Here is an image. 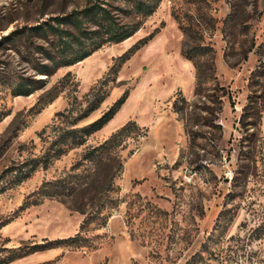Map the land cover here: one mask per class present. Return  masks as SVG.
Masks as SVG:
<instances>
[{
    "label": "rangeland",
    "instance_id": "rangeland-1",
    "mask_svg": "<svg viewBox=\"0 0 264 264\" xmlns=\"http://www.w3.org/2000/svg\"><path fill=\"white\" fill-rule=\"evenodd\" d=\"M131 1L0 0V264H264V67L251 74L264 66V0H160L143 18ZM94 4L138 30L37 74L33 48L47 44L29 30ZM126 124L119 146L86 158ZM56 142L65 153L16 183ZM61 179L78 189L33 201ZM96 208L110 216L86 243L31 249L74 236Z\"/></svg>",
    "mask_w": 264,
    "mask_h": 264
},
{
    "label": "trees",
    "instance_id": "trees-1",
    "mask_svg": "<svg viewBox=\"0 0 264 264\" xmlns=\"http://www.w3.org/2000/svg\"><path fill=\"white\" fill-rule=\"evenodd\" d=\"M159 1L160 0H132V13L134 16L139 15L142 18L147 17L153 13ZM55 21L57 22L54 26H51L49 24H42L33 27V30H29L40 36V38L47 44V47L37 45L33 48L34 52L36 54H39L42 60L41 63L39 61H36V67H34L36 73L39 75L49 76L54 70L58 68L68 67L77 62H80L83 59L87 58L94 51H96L104 43H120L129 38L139 28V22H135L132 25L117 23L115 21V18L111 16L110 12L107 9L97 4L88 6L81 11L73 12L61 18L55 19ZM87 25L91 26L93 29L89 30V28L86 27ZM60 26H67L69 27V29H71V31L61 30L58 28ZM47 34H50L53 39L48 40ZM260 46L261 48H264V43ZM185 58L187 60H190V57L187 55H185ZM194 66L195 68H197L196 65ZM263 67V65H258L256 69L251 72L252 76H255L257 73H259L261 71L260 68ZM31 83H34V86H32L31 90H35L36 88H39V84H41L42 82L31 81ZM27 92L29 93L31 91L21 90L19 89V86H17L15 91H13V96L26 95ZM123 101L124 95L121 96V98L118 99L99 118H97L92 123L82 127L79 130V132H81L80 135H89L100 130L112 119V117L122 105ZM99 103L100 100L89 104V107L77 120L79 121L85 118L89 113L97 108ZM57 116L61 115H55V117ZM2 118L3 117L0 116V120ZM77 120H75V122ZM130 125L131 124H126L120 129L116 130L105 142H103V144L88 152L86 158L91 157V159H94L95 157H99L105 152H108L109 148L112 149L113 147L119 146L121 139L125 137V134L128 132ZM69 133H76V130H70L66 133V135H68ZM66 135L64 134L59 138L58 142H60L61 147L64 145L63 140L65 139ZM69 138L70 139L68 141V144H76L77 139H74V137ZM58 142L54 143L53 147L51 144V146L48 147L41 158L32 159L28 164H25L23 165V167L17 169L18 174L15 175L16 177H14L16 183L25 180L33 171H35L39 167L42 169L47 168L51 160L57 159L58 157L62 156L65 153V150L56 146L58 145ZM107 168L109 173L102 176V180L113 179L114 176L119 173L121 166L120 164L116 166V169L113 170L115 172L114 174L111 173L110 167ZM85 176H87V174ZM95 180L96 181H92L90 183V186L93 187L94 191H96V188L100 183L97 181V178ZM72 186V184H66L65 179L57 180L51 183L45 182L40 186L38 193H35L36 199L33 198V201L37 202V199L39 200L44 197H56L65 192L72 194L75 190L78 189L77 187L75 189ZM80 205L81 204H79L78 207H80ZM109 209L104 215H101V209L96 208L94 210H90L81 221L79 230L74 236L63 240L47 242L45 243L46 245H39V247L33 246L31 247V249H42L47 245L56 246L62 244L65 246L76 247L78 245L86 243L87 239L85 238V234L89 230H94L102 227L107 218L110 216ZM261 233H263V231ZM191 261L193 262V259Z\"/></svg>",
    "mask_w": 264,
    "mask_h": 264
}]
</instances>
